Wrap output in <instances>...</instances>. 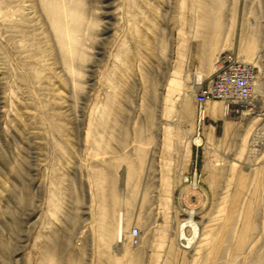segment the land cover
Segmentation results:
<instances>
[{"label": "rangeland", "instance_id": "1", "mask_svg": "<svg viewBox=\"0 0 264 264\" xmlns=\"http://www.w3.org/2000/svg\"><path fill=\"white\" fill-rule=\"evenodd\" d=\"M224 51L252 97L200 119ZM189 215L190 264H264V0H0V264L174 262Z\"/></svg>", "mask_w": 264, "mask_h": 264}, {"label": "built area", "instance_id": "2", "mask_svg": "<svg viewBox=\"0 0 264 264\" xmlns=\"http://www.w3.org/2000/svg\"><path fill=\"white\" fill-rule=\"evenodd\" d=\"M255 69L252 65L238 60L228 51L220 53L214 61L210 77L194 94L200 119H204L209 101H220L228 111L238 112L252 96ZM132 244H137L139 232H131Z\"/></svg>", "mask_w": 264, "mask_h": 264}, {"label": "bare ground", "instance_id": "3", "mask_svg": "<svg viewBox=\"0 0 264 264\" xmlns=\"http://www.w3.org/2000/svg\"><path fill=\"white\" fill-rule=\"evenodd\" d=\"M249 64H251V63H249ZM200 79H201V76H198L197 77V80L200 81ZM256 79H257V77H256ZM206 111H207V108H206ZM206 111H205V115H206ZM208 113L211 116H216L217 114H220V115H223L224 116V115L227 114V109H226V107L224 105H222L221 110H219L217 108L216 104H213V105H211L209 107V112ZM189 213H192V212H189ZM191 218H193V216ZM193 221H192V219H190V215H189L188 220H186L185 222H182V223L178 224V227H177L178 228L177 229L178 231H177L176 236H177V243L181 247H184V248L185 247H188L189 248L190 247V244L192 242V239L198 234V225L195 223V221L194 222ZM190 225L193 227V231H194L193 238H191V239H190V237H187L185 235V232H184L185 227H187V226L190 227ZM123 227H124V225H123V218H122V216L119 215L118 222H117V233H116L117 238L118 237H122ZM193 241H194V239H193Z\"/></svg>", "mask_w": 264, "mask_h": 264}, {"label": "crops", "instance_id": "4", "mask_svg": "<svg viewBox=\"0 0 264 264\" xmlns=\"http://www.w3.org/2000/svg\"><path fill=\"white\" fill-rule=\"evenodd\" d=\"M166 252L169 254H185L187 255L190 254V247H168L166 249ZM175 260V259H174ZM190 264V256L187 255L186 257H178L177 260H175L174 262H172V259H170V262L166 263V264Z\"/></svg>", "mask_w": 264, "mask_h": 264}]
</instances>
